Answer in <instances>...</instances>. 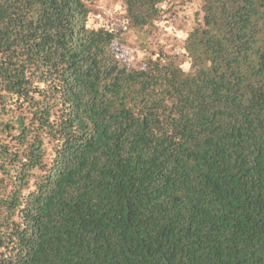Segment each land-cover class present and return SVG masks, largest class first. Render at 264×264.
<instances>
[{
	"label": "trees",
	"instance_id": "16d2710c",
	"mask_svg": "<svg viewBox=\"0 0 264 264\" xmlns=\"http://www.w3.org/2000/svg\"><path fill=\"white\" fill-rule=\"evenodd\" d=\"M88 1L0 0V264H264V0Z\"/></svg>",
	"mask_w": 264,
	"mask_h": 264
},
{
	"label": "rangeland",
	"instance_id": "374dc122",
	"mask_svg": "<svg viewBox=\"0 0 264 264\" xmlns=\"http://www.w3.org/2000/svg\"><path fill=\"white\" fill-rule=\"evenodd\" d=\"M179 5L175 7V12H171L160 20L159 30L150 38V48L153 43L164 47L172 53H178L193 24V11L198 9V3L190 0H179ZM88 5L92 10L90 26L99 28L109 26L117 30L122 28L124 11L122 5L117 0H89ZM165 19L167 21H165ZM126 44L117 42L116 50L120 56L134 65L144 60L147 52L143 49V42L139 36L130 31L124 38ZM184 68H188L185 64Z\"/></svg>",
	"mask_w": 264,
	"mask_h": 264
}]
</instances>
